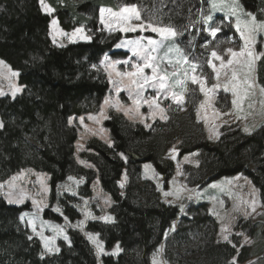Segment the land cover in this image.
<instances>
[{
	"label": "trees",
	"instance_id": "obj_1",
	"mask_svg": "<svg viewBox=\"0 0 264 264\" xmlns=\"http://www.w3.org/2000/svg\"><path fill=\"white\" fill-rule=\"evenodd\" d=\"M47 2L62 29L72 32L86 26L92 31V41L59 48L50 38L51 19L43 12L40 0H0V60L19 73L23 88L16 98L0 97V122L4 124L0 129V183L24 170L46 174L50 205L58 204L62 215L47 209L44 218L61 223L67 217L73 223L80 218L78 198L60 196L59 185L69 176L83 179L79 196L90 198L92 185L98 180L102 192L113 202L109 210L113 221H90L86 230L98 234L107 253L117 245L121 249L117 256L103 255L102 264H152L153 253L161 245L167 264H230L233 257L238 264H245L259 257L264 251V227H253L252 233L255 231L249 236L255 244L251 246H241L236 237L230 239L237 248L227 242L218 243V223L209 213L208 204L190 206L187 215L180 218L179 207L166 204L156 185L141 177V167L152 164L167 187L176 170L169 150L177 141L179 158L199 154L195 170L201 176L208 175L209 182L246 175L259 191L264 206V124L251 134L236 126L224 127L220 136L212 140L192 111L194 104L182 108L166 100L168 120L158 121L151 128L109 111L104 127L112 146L93 139L79 156L94 169L82 166L75 153L78 127L70 121L100 111L110 88L100 64L122 39L121 34L97 31L99 9L117 10L123 4L134 3L147 14L165 13L164 23L181 29L199 19L198 9L206 2L204 6L201 0ZM240 2L257 20L264 19V0ZM204 28L203 24H195L177 36L178 45L188 56L200 52L201 44L212 40ZM257 75L258 83L264 84V59L257 62ZM190 95L188 99L194 101ZM125 173L127 183L122 190L119 182ZM27 210V206L10 205L0 199V264H98L95 250L74 229L68 232L70 244L60 241L58 254L45 253L42 258L40 241L20 220ZM179 218L176 232L165 241V233ZM176 251L196 257L188 261Z\"/></svg>",
	"mask_w": 264,
	"mask_h": 264
},
{
	"label": "snow or ice",
	"instance_id": "obj_2",
	"mask_svg": "<svg viewBox=\"0 0 264 264\" xmlns=\"http://www.w3.org/2000/svg\"><path fill=\"white\" fill-rule=\"evenodd\" d=\"M207 3L209 6L207 9L201 8L198 11L199 19L196 21H190L188 25H185L184 28L193 27L195 24H203L206 26L204 31L207 32L213 40H215L217 33L221 31L219 24H212L213 16L217 12L224 13V15L229 19V23L234 22V27L237 33H239V39L242 41V44L239 48V51L234 50L232 47H229L225 50L224 54H220L217 49H219L220 44L223 41H218L214 48L210 50V55L204 60L203 64L196 58L189 60V56L185 54L184 50L175 42V38L178 35H182L184 28L177 29L172 24H165L163 20V15L165 13L149 12L147 15L142 16V10L136 4H123L119 6L117 10H114L110 7H101L99 9V23L103 26L105 30L109 33L112 32H121V33H130V32H144L151 31L155 33L159 39H154L152 37L140 36L136 39H122L118 44V48H125L130 53L135 60H124V61H114L108 64L109 67L115 71V75L120 79L117 81H111L115 88L117 94L125 88L123 81L128 80V94L129 98L132 100V103L136 105V113L139 114V107L141 102L148 104L149 109L151 110L149 115L155 117L157 110L160 114V119L166 120L167 116L164 115L165 109L160 107V104L157 103V100L160 98V94L163 93L164 99L171 97L172 101L178 106H182L184 101V93L188 91V81L190 80L192 84L199 86V92L203 93L205 99L200 102L199 108L205 110L203 114L200 110L197 111V119H203L207 125L209 122V116L206 109H212V119H219L221 113L212 107V100L215 96L216 90L223 88L225 92H230L232 95L231 105L237 112V119H247V116H241L239 113H243L245 110V103L248 102L247 107L253 108L255 106V101L251 98L256 96L257 90L261 97L259 103L264 107V84L258 83L257 75V62L261 59H264V51H257L256 45L260 43L264 46V19L257 20V17L252 12H245L243 9L240 0H201V3ZM40 4L44 11L51 14L54 9L49 5L45 4V0H40ZM163 7V4H161ZM189 11H191L189 9ZM244 17H247L246 19ZM234 18V21H233ZM57 21L54 19L52 21L53 28H56ZM60 35H68L63 31L56 29ZM83 32V29L78 28L75 32L72 33V37H75L77 33ZM84 39L90 40V37H83ZM53 42H56L55 35H53ZM209 42H206L202 45L203 48L208 49ZM225 56L228 58L225 59ZM105 61H108V57H105ZM213 61H219V65L213 63ZM126 64L129 65L132 71H116L115 66L117 64ZM164 65L162 68L161 65ZM187 65V67H185ZM204 65L210 67L212 73H214L213 79L215 83L211 87H206V82L208 77L204 75ZM0 67L8 68L3 61H0ZM199 68V73L197 69ZM145 69H150V74L145 73ZM171 69V71H169ZM11 73V76H18L19 73L12 72L11 69H8ZM112 73H109V79L111 80ZM5 73L0 71V77H4ZM12 92L13 98L16 93L21 89L15 87ZM156 90V95L149 99H144V92L148 88ZM176 88H179L180 91H175ZM0 95H4L3 92H0ZM250 101V102H249ZM112 104L117 111L120 110V102L116 101L114 104L108 98L104 100V105L108 106ZM154 109V110H153ZM132 111L129 109L125 112V115H128V112ZM231 113H224V115H230ZM107 118L103 110L99 113V116H90L89 119L93 120L96 123H99L100 118ZM131 118V117H130ZM71 122V121H70ZM80 122L83 123V117L80 118ZM150 127V125H145ZM4 127V124L0 122V129ZM91 131L90 129H88ZM215 130L209 128V132L212 133ZM244 131L251 134V129L248 126H245ZM95 135L96 133L93 132ZM209 139H212V136H209ZM172 153L176 152L175 146L171 150ZM171 155V153H170ZM195 155V153H194ZM172 159H175V155H171ZM187 160V157H185ZM81 163H84L81 161ZM198 166V165H197ZM151 168V165H145V169ZM31 171V170H29ZM177 175H183L179 171V165H177ZM21 179V176L14 175L8 181L0 183V195H2L8 204L21 205L25 202L26 199L31 198V203L35 207V211L31 214L24 212L20 219L25 221L29 225L32 231L43 241L44 252L41 253L43 258L45 253L53 254L60 251L59 247L56 245L55 240L56 236L63 233V228L60 225H52L49 222L42 221L40 219L39 213L43 211L44 204L42 201H38L34 197H29L26 190L17 185V181ZM70 181H74V178L69 176ZM234 179L239 180L240 177H235ZM77 184L82 181H75ZM41 189L44 193L48 191L47 185L44 183L43 176L41 175L39 179ZM176 181L173 180V184ZM227 185H232V180L226 182ZM250 183V182H249ZM123 186V185H121ZM211 188H219L220 191H227L231 195V189L225 188L224 183L211 184ZM195 190L188 189L186 185H182L180 188L169 192L164 191V197L173 196L176 200L181 199L182 192H188V199L192 198L191 193ZM73 195L76 193L73 192ZM39 195V193H38ZM197 196L200 193H196ZM253 197L252 200H242L240 203L234 204V211H240L241 207H244V215L247 216L250 214L248 209L252 213H255L258 207V200L256 199L257 190L254 188L249 193ZM167 202V201H166ZM87 202L85 201V204ZM223 204V201L220 202ZM57 212H60L59 207L54 209ZM180 211L183 212V206L180 207ZM62 214V213H61ZM213 215L219 217V214L212 212ZM86 215H90L87 213ZM96 219V217H92ZM105 221H111L112 217H102ZM223 219V218H221ZM67 220V217H65ZM37 222L40 223L41 229L37 231ZM82 223V222H81ZM47 226L56 234L52 237L45 236L43 234V228ZM169 231H175V224L171 226ZM228 232V226L224 225L221 227V236L224 242L231 244L233 248H237V245L233 243L229 236L225 233ZM90 242L96 248V255L99 258L102 254H118L121 249L119 245L116 246L115 250L112 253H105L104 245L98 239V234L94 235L91 233L86 234ZM238 235H243L238 233ZM167 238V233H165V239ZM29 239H32L29 236ZM63 239L68 241L69 238L67 235H63ZM220 242L219 240L217 241ZM247 242V240L245 241ZM242 246V245H241ZM164 251V246L161 245L157 252L153 253L152 264H167L166 260L158 259V256ZM239 252V249H237ZM230 264H237L236 258L230 261Z\"/></svg>",
	"mask_w": 264,
	"mask_h": 264
},
{
	"label": "rangeland",
	"instance_id": "obj_3",
	"mask_svg": "<svg viewBox=\"0 0 264 264\" xmlns=\"http://www.w3.org/2000/svg\"><path fill=\"white\" fill-rule=\"evenodd\" d=\"M45 4L49 5L47 0H45ZM202 5L204 6V3L203 4L201 3V6ZM208 6L209 5L206 3V6L205 7H199L198 11L201 8L207 9ZM41 8H42V6H41ZM243 9H244V7H243ZM42 10H43V8H42ZM43 12L46 15H49V17L51 19L50 27H49L50 38L53 42V35H55L56 42L55 43L53 42V44L55 46L62 48V47H66V46L71 45V44L89 43L92 41V36L89 33V31L90 32H92V31L88 30L86 26L78 27V28L83 29V32L77 33L75 37H72V33L75 32V30L78 28H76L72 32H66L64 29H62V27L59 24L58 19L55 17V11H53L51 14L47 13L44 10H43ZM245 12H247V11L245 10ZM144 14L147 15V13H144L142 11V16ZM220 17L225 18V19L219 20ZM244 18L246 19L247 17H244ZM54 19L57 21L56 28H53V26H52V21ZM233 21H234V18H233ZM97 23H98L97 31H105L109 34V32L107 30H105L103 28V26L99 23V16H98V22ZM211 23L212 24H219L221 27V31L219 33H217L215 40H213L211 38L212 40H210L208 49H205L202 47V45L204 43H206V42H204L201 44V47H200L201 51L200 52H197V51L195 52V50H194V52H195L194 55L192 57L189 56L190 61L193 60L194 58H196L203 64L204 60L210 55V50L214 48L215 44L218 41H223V43L220 44L219 49H217V51L220 54H224L225 50L229 47H232L234 50L239 51V48L242 44V41H240V39H239V33H237L235 30L234 22L229 23V19L224 15V13L217 12L213 16V21ZM226 27H230L231 30L233 29L234 32L231 33V31H229L227 29V31H229V33H227ZM57 28L59 30L63 31L64 33H67L68 35H60L59 32L56 31ZM110 34H113V35L121 34L122 39H136L140 36L152 37L154 39H159V37L155 33H152L151 31H144V32L137 31V32H130V33H121V32L117 31V32H112ZM83 37H90L91 39L88 40V39H84ZM175 42L177 44L179 43V41L177 40V37L175 38ZM207 42H209V41H207ZM256 50L258 52L264 51V46H262L260 43H257ZM105 57H108V61H105ZM105 57L103 58V60L101 61V64H100L101 68L103 69V71L107 75V79H108L109 86H110L109 91H108L105 99L106 98L110 99L113 104L116 101H119L120 106H121L120 110L117 111L116 108L112 106V104L105 106L104 101H103L100 111L97 113H94V114H88V115L84 116L83 117V123L80 122L81 117L80 118H72V120H71L72 124H76V126L78 127V141L75 145L76 156L78 157L79 163L82 166L89 168V169H94V167L92 165L84 162V161H83L84 163H81L82 160L79 158L80 154L86 149V144L93 139H98V140L105 142L107 145L112 146V141L110 139L109 133L107 132L106 128L104 127V123L108 119V116H109V111L121 113L128 120L133 121L135 123H139V124L143 125L144 127H146L145 125H150V127H146V128H151L152 125L158 121L166 122L168 120L169 115H168V111H167L166 107L164 106V101L170 100L172 103H174L172 101L171 97H169L168 99H164L163 93L160 94V98L157 100V103L160 104V107L165 109L164 115L167 116L166 120L160 119V114H159L158 110H157V114L155 117L150 116L149 113L151 110L149 109L148 104L143 103V102H141L140 107H139V114H137L135 111L136 105H134L132 103V100L129 98V94H128L129 82H128V80L125 79L123 81L125 88L123 90H121L119 92V94H117L116 88L111 81H117L120 78L117 77L115 75V71H113V69L108 66V64L110 62L124 61V60H129V59L134 61L135 58L131 56V53L127 49L118 48L117 46L110 53L105 55ZM227 58L228 57L225 56V59H227ZM0 61H2V60H0ZM213 63H216L217 65H219V61H213ZM4 64H6V63L4 62ZM161 67L163 68L164 65L162 64ZM185 67H187V65H185ZM115 68H116V71H132L133 70L129 67V65H126L123 63L117 64L115 66ZM8 69H11V68L9 66H8V68L0 67V71H3L5 73L4 77H0V92L4 93V95H0V97L9 96V97L13 98L12 92L14 91V88L12 87V85H14L15 87H18L21 89L19 92L16 93V95L14 97V98H16L17 96H19L22 93L23 88L19 85V76H15V77L11 76V73L8 71ZM11 71L14 72L12 69H11ZM169 71H171V69H169ZM110 72L112 73L111 80L109 79V73ZM150 72H151L150 69H145L146 74H150ZM197 72L199 73V68L197 69ZM204 75L208 77L207 82H206V87H211V85L213 83H215V80L213 79L214 73H212L211 68L207 67L206 65H204ZM187 86H188V91L184 93V101H183L182 106H180V107L185 108L187 106H190V104H194V106L192 105L191 109L196 114V118H197V111L198 110H200L202 114L205 111V110H201L199 108L200 102L203 101L205 99V97H204L203 93L199 92V86L196 84H192L190 80L188 81ZM175 91L179 92L180 89L176 88ZM191 92H192V94L190 95ZM154 95H156V90L149 87L144 92V99H149V98L153 97ZM189 95L192 96V98H194L195 100L193 99L194 101H192L191 97L188 99ZM232 98L233 97H232L230 92H225L223 90V88L217 89L215 96L212 100V107L217 109L221 113L220 118L219 119H212V109H206V111L208 112V116H209V122L207 123V125L203 119H200V120L197 119L198 122L202 123V125L204 126V129H205V132H206V135L208 138L211 135L212 140H216L220 136L222 129L224 127L236 126V128H239L242 132L246 133L244 131V128H245V126H248L251 129V133H253L264 124V107H262L261 104L259 103L261 97L258 93V90H257L256 96L251 98L252 100L255 101V106L253 108H248L247 107L248 102H246L244 112L239 113V115H241V116L246 115L247 116L246 120L236 118L237 112L231 105ZM174 104H176V103H174ZM129 109H131L132 111H129L128 115H125V112L128 111ZM102 110H103L105 116L107 117L106 119L101 117L99 120V123H96L93 120L89 119L90 116H97L98 117L99 113ZM224 113H231V114L230 115H224ZM209 128H213L215 131L210 133ZM88 129H90L91 131H89ZM93 132H95L96 134L94 135ZM246 134H249V133H246ZM178 144H179V142L175 141V144H174L175 149H176L175 153L171 152V150L173 149L174 146L169 150L170 158H171V155H175V157H176L175 159L171 158L175 162L176 170H175V175L168 182L167 187L164 184L162 176H160L157 173V171L155 170V168L152 164L145 163L142 165L141 177L144 180H149L156 185L157 189L161 193L163 201L166 204L178 206L179 209L181 206H183L184 211L183 212L180 211V218L187 215V209L190 206H193V205L196 206V205H200V204H204V203L208 204L209 205V213L213 216V218L218 223L217 240H219L220 242H224L222 239V236H221V227L224 225H227L228 226V232L225 234H227L229 236V239L231 237H236L237 241L242 246H251V245L255 244L253 238L249 235H252L254 233L255 229H254L253 233H252V229H253V227L256 226V224L261 225L262 230H263V227H264V206L261 202L259 191L254 186L252 181L246 175L240 174L238 176H235V177H240L239 180H236V179H234L235 177H232V178H222V179L215 181V182H209L208 181L209 180L208 175L201 176L195 170L196 166L199 164V154L195 153V155H194V153H193L190 155H186L185 157H187V160H185V157L179 158V155H178L179 153H178V149H177ZM170 153H171V155H170ZM145 165H151V168L145 169ZM177 165H179V171L181 173H183V175H177ZM188 167H191L193 169L190 170V168L188 169ZM19 175L21 176V179L16 182L17 185L19 187L24 188L26 190V192L28 193L29 197H34L38 201H42L43 204L45 205L43 211L39 213L40 219L42 221L49 222L52 225H60L63 228V233L61 235L56 236V240H55L56 245L59 247L60 241L66 243V244H70V237H69L68 232L70 229H74V230L79 231L82 234L84 239L92 246V248L96 252L95 246L90 242V240L88 239V237L86 235L88 233L86 230L88 222H90V221H94V222L95 221H101L104 223H111L113 221V219L111 221H105L104 219H101L102 217H109V216L113 218V216L109 212L110 208L113 205V202L109 196L105 195L102 192L100 185H99V181L96 180L93 183V185H92V191L93 192H92V196L90 198H82L79 196L80 187H82L85 183V180H83V179L79 180V179L72 176L74 178V181H70L69 179H67L64 183L60 184L58 187V194L60 196L65 194V195L74 196V197L78 198L76 209L80 213V218L73 223L69 222L68 219L65 220V218H63L61 223H57V222H53L51 220H47L43 216L44 211H46L47 209L52 211L53 213L62 215L61 211L57 212L54 210L55 208L59 207L58 204H54L53 207L50 205L51 190H50V186H49V177L46 174L34 172L32 170L31 171L24 170L21 173H19ZM41 175L43 176L44 183L47 185V188H48V191L46 193H44L42 191L41 185L39 183V179H40ZM173 180L176 181L175 184H173ZM229 180H232V182H233L232 185H227L226 182ZM75 181H82V182L77 184ZM126 183H127V176L125 173L119 182V187L122 190H124ZM214 183L218 184V185H220L221 183H224L226 189L227 188L231 189V195H229L227 193V191H224V192L220 191L219 188H216V189L211 188L210 185L214 184ZM121 185H123V186H121ZM182 185H186L188 189L195 190L193 193H191V195H192L191 199H188V196H189L188 192H182L181 193L182 198L179 200H176L173 196H169L167 198L164 197V195H163L164 191L172 192V191L180 188ZM253 188L255 190H257L256 199L258 200V207H257V210L255 213H252L251 210L248 209L250 214L246 218L244 215V207L242 206L240 211H234L233 205L240 203V201H242V200H252L253 197L251 195H249V193L252 191ZM73 192H75L76 194L73 195L72 194ZM38 193H39V195H38ZM196 193H200V195L197 196ZM0 199H3L7 203V201L5 200V198L2 195H0ZM85 201L87 202L86 204H85ZM221 201H223V204L220 203ZM10 205H15V204H10ZM15 206H27V207H29L30 210H27L24 212H28L30 214L36 210L35 207L31 203V198L26 199L23 204L15 205ZM212 212L218 213L219 217L216 215H213ZM87 213H90V215H86ZM92 217H96V219H92ZM180 218L178 219V221H176L174 223L175 224V231H170L167 234V238L165 239V241L171 235H173L176 232ZM221 218H223V219H221ZM21 222L23 224H25L30 229L33 236L38 238V240L40 241V243L43 247V241L38 236H36V234L32 231L31 227L29 225H27L26 220L21 221ZM247 224H249V225L247 226ZM245 225H246V228L244 229L243 227ZM40 229H41V225L39 222H37V231H40ZM238 233H242L243 235H238ZM43 234L45 236H48V237H52V236L56 235L47 226V224L43 228ZM63 235H67L69 240L65 241L63 239ZM94 235H96V234H94ZM98 239L101 242L99 236H98ZM246 240H247V242H245ZM115 248H116V246L114 247V249H112L110 251V253H112L115 250ZM104 249H105V247H104ZM58 253H53V254L46 253V254L55 255ZM105 253H107L106 250H105ZM119 254H120V252L114 256H117ZM176 254L180 258L188 260V261H191L196 257L195 255L191 254L190 252L188 253L186 251H183V252L176 251ZM103 255H106V254H102L99 257L100 260H98V264H102L101 259H102ZM158 259H160L162 261L164 260L163 253L158 256ZM245 264H264V251L259 254V257H255L250 262H247Z\"/></svg>",
	"mask_w": 264,
	"mask_h": 264
}]
</instances>
